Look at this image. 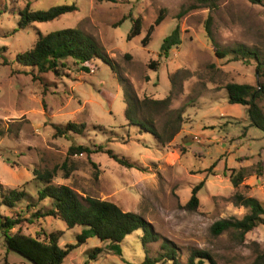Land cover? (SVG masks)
Segmentation results:
<instances>
[{
  "label": "rangeland",
  "instance_id": "1",
  "mask_svg": "<svg viewBox=\"0 0 264 264\" xmlns=\"http://www.w3.org/2000/svg\"><path fill=\"white\" fill-rule=\"evenodd\" d=\"M76 4L78 10L44 24L19 29L25 8L46 11L54 6ZM195 0H0V212L14 215L27 204H38L45 183L34 170L56 171L53 183L72 188L82 199L109 201L123 211L134 212L151 223L162 240L144 246L138 230L122 242V254L103 253L90 264H142L146 257L164 253L163 241L178 250L181 262L195 251L210 253L215 264H253L264 252V222L245 238L225 232L215 237L214 223L243 219L249 210L236 206L238 192L264 205V132L251 126L248 108L231 105L225 89L229 83L257 86V60L242 56L239 48L264 57V7L248 0H218L217 7L189 10ZM163 11L164 21L155 28L147 45L148 29ZM142 19V32L128 41L133 27L129 15ZM216 45L208 38L207 21ZM177 27L181 43L160 56L164 39ZM75 28L92 38L111 64L96 60L90 71L68 61L58 74L35 80L30 68L17 63L18 54L33 48L39 35ZM217 53L226 54L220 58ZM230 54V55H229ZM125 79L138 99L163 100L171 96L167 111L155 116L162 131L179 114L181 132L162 145L152 134L141 132L126 120ZM264 83V79H262ZM264 112V99L259 102ZM83 125L81 134L58 135L55 126ZM101 146L104 152L70 155L72 147ZM111 150L133 168L120 165ZM244 168L247 177L234 188L232 170ZM199 207L186 209L193 189ZM24 190L27 197L11 210L2 204V192ZM51 201L39 206H51ZM36 209L22 217L31 218ZM264 219V217H263ZM264 221V220H263ZM40 225L48 233L64 232L60 247L77 244L84 227L68 230L49 217L40 223L21 224L23 234L35 236ZM14 230V232H16ZM105 243L97 238L71 252L63 264H85L89 252ZM0 264H32L4 245L0 232ZM163 264V263H161ZM171 264V263H169Z\"/></svg>",
  "mask_w": 264,
  "mask_h": 264
},
{
  "label": "trees",
  "instance_id": "2",
  "mask_svg": "<svg viewBox=\"0 0 264 264\" xmlns=\"http://www.w3.org/2000/svg\"><path fill=\"white\" fill-rule=\"evenodd\" d=\"M98 2H108L116 4L120 0H97ZM196 5L189 10L198 8H216L218 0H195ZM252 5L264 7V0H248ZM76 4H64L54 6L46 11H34L25 8L20 14L18 22L19 29H26L34 24H44L53 22L62 16L71 14L77 11ZM133 21V27L127 36L128 41L139 36L142 32V19H133L130 14L119 23L122 25L126 20ZM165 17L163 11L160 13L155 23L148 29L146 37L143 39V44L147 45L155 28L162 24ZM206 32L208 38L214 45L216 42L211 30V19L207 21ZM181 43L180 28L177 27L163 41L162 52L160 56L167 55L168 51L173 46H178ZM233 60L241 61L242 56H253L257 60L256 70L259 76L257 86L250 84L229 83L225 89L228 92V101L231 105H240L248 108L249 119L251 126L264 132V112L261 109L259 102L264 99V57L258 52L239 48L232 51ZM220 58H225L226 54L217 53ZM230 55V54H229ZM110 64L113 69L114 65L108 57L100 50L96 42L86 36L83 32L75 28H66L46 35H39L38 40L29 51L18 54L16 61L24 68L31 69V75L35 80L42 81L41 76L47 73L58 74L60 68L66 67L68 61H73L80 65L82 70L89 72V66L93 65L96 60ZM120 81L124 86V96L126 103V120L132 126L140 128L141 132H148L162 145L169 144L182 130V115L165 125L162 131H159L155 124V116L167 111L171 105V96L163 100L145 98L138 99L132 86L122 77ZM58 135H67L69 133L81 134L84 129L83 125L70 123L65 127L55 126ZM0 135H3L0 130ZM104 152V148L99 146L92 150L89 147H72L70 155L78 154H94ZM106 153L122 166L133 168L134 166L124 159L119 158L111 150ZM1 158V157H0ZM56 171H40L34 170V176L45 183L42 190L39 191L38 204H27L26 209L22 212H17L14 215H2L0 212V232L4 238V245L9 252H14L31 262L32 264H63L72 251L85 244L90 238H97L105 243L104 247H97L89 252L88 260L85 264L96 262L105 252H110L114 255L122 254V242L129 235L141 230V237L144 246L157 243L162 240V237L155 231L153 225L149 223L143 216L134 213L123 211L118 205L103 201L93 197L82 199L72 188L65 185H56L53 183ZM247 172L244 168L232 170L230 181L234 188L238 189L247 177ZM202 182L192 191V196L186 205L189 211H195L199 207L198 194L204 187ZM27 197V192L24 190H10L7 193L2 192V204L7 208L15 209L17 203L22 202ZM51 201V206L48 207L39 205L43 202ZM233 203L238 207H244L249 210L243 219H224L213 224L211 232L215 237L220 236L225 232L237 233L241 240L245 235L255 228L260 226L264 221V205L255 198L245 196L241 193H236L232 197ZM36 211L31 218L25 220L22 214L32 209ZM53 217L63 221L68 230L75 227H84L83 232L77 236V244L68 245L65 248L60 247V239L64 232H46L43 226L40 225V232L35 236L23 234L21 224L28 222L35 224L40 223L46 218ZM14 232V230H16ZM161 249L164 253H160L157 257H146L142 264H215L213 256L205 251H193L188 260L181 262L178 255V250L168 242L163 241ZM253 264H264V252L258 253Z\"/></svg>",
  "mask_w": 264,
  "mask_h": 264
}]
</instances>
